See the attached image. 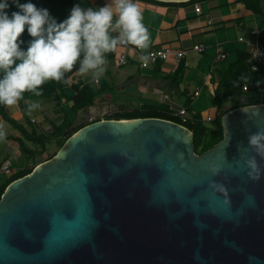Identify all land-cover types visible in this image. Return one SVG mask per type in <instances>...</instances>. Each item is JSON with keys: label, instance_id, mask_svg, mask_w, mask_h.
Here are the masks:
<instances>
[{"label": "water", "instance_id": "95a60500", "mask_svg": "<svg viewBox=\"0 0 264 264\" xmlns=\"http://www.w3.org/2000/svg\"><path fill=\"white\" fill-rule=\"evenodd\" d=\"M220 120L222 139L201 154L167 119L83 125L3 191L0 264H264V159L248 145L264 102Z\"/></svg>", "mask_w": 264, "mask_h": 264}, {"label": "clouds", "instance_id": "9594fccd", "mask_svg": "<svg viewBox=\"0 0 264 264\" xmlns=\"http://www.w3.org/2000/svg\"><path fill=\"white\" fill-rule=\"evenodd\" d=\"M12 3L19 11L9 16L6 11L9 0H0V106L14 109L23 100L27 114L32 117L41 104L26 100L25 93L40 97L42 86L50 81L67 85L71 79L68 74L74 69L76 76L98 84L106 73L107 54L115 52L118 46H133L139 50V60L144 67L152 59L147 51L151 34L135 0H107L98 8L77 4L59 23L46 8H37L31 2L21 4L19 0ZM25 30L32 38L26 50L21 47ZM249 37L250 32L245 38ZM6 138L5 123L0 121V142ZM248 145L264 159V129L250 133ZM246 164L252 170L249 177L259 179L260 165L256 157L248 158ZM210 171L216 175L219 169L212 166ZM210 187L222 193L226 191L214 183Z\"/></svg>", "mask_w": 264, "mask_h": 264}, {"label": "trees", "instance_id": "16d2710c", "mask_svg": "<svg viewBox=\"0 0 264 264\" xmlns=\"http://www.w3.org/2000/svg\"><path fill=\"white\" fill-rule=\"evenodd\" d=\"M149 1L160 3H195L203 0H187L181 2ZM234 1L242 3L245 8L251 10L255 15L262 13L264 9V0ZM19 2L21 4L31 2L35 4L37 8L48 9L49 13L56 18L58 23L66 19L70 15L72 7L76 5L75 0H19ZM6 11L8 15L11 16L12 12L19 11V9L12 3V0H9V8ZM21 39L24 41L21 47L26 50L29 41L32 39L28 35L27 30H25ZM257 40L259 45L264 48V25L260 28ZM248 56V50L238 51L236 60L232 62L226 70L218 72L217 85L210 93L215 103L218 105V108H222L228 104L229 107L225 110L222 109L221 112L215 116L212 126L208 124V122L202 120L200 112L193 111L190 106V100L187 99L184 102L183 106L187 108L192 119L183 123V125L193 133V145L196 153L201 154L222 139L223 128L220 118L223 113L236 107L264 102V68L259 67L257 70H252L247 62ZM112 57L113 53L107 54V59H112ZM75 71L76 69L73 70V73H69L68 76L73 75ZM152 72L161 73V64L158 63L154 65ZM183 76L184 65L183 62H179L172 73L164 75V79L177 87L183 80ZM244 85L246 89L243 88ZM42 91L43 95L40 97H36L31 93H25V99H42L44 102H50L55 106H60L63 101H69L71 103L70 109L75 112L93 105L96 97L104 92L102 86L90 84L87 80L75 83L72 82L67 85L50 81L42 86ZM245 93H249L250 96H246ZM176 107L177 106L167 101V99L157 102L145 101L120 112L108 114L103 119L156 117L181 123L178 118L172 115V111ZM19 108L24 113L26 104L23 100L20 101ZM0 121L8 122L12 128L17 131L16 135L7 132L6 141L0 142V166L6 159H10L12 168L10 173H2V176H0V197L11 181L29 173L38 163L52 157L71 134L87 124L74 126L73 118L67 117L64 113L60 114L54 121H49L48 129L44 128L39 130V127L29 119L26 120V125L19 122L10 115L8 108L3 106H0ZM9 141L17 144L19 155L16 157L24 158L23 166L20 164L15 165L12 158L9 156V149L8 147L6 148L7 142ZM52 146H55L53 151L50 152L45 159L41 158L40 156L49 152ZM15 168L17 169L14 170Z\"/></svg>", "mask_w": 264, "mask_h": 264}, {"label": "crops", "instance_id": "0c3cea01", "mask_svg": "<svg viewBox=\"0 0 264 264\" xmlns=\"http://www.w3.org/2000/svg\"><path fill=\"white\" fill-rule=\"evenodd\" d=\"M76 5H80L81 7H93L98 8L103 6L107 0H75ZM138 6L141 8L143 12V22L145 26L149 29L151 34V43L150 48H158V47H171L173 43L177 44L178 47L174 49L184 48L187 50V53L180 59L176 60L173 57H169L166 60L158 61L156 63L151 64L147 68H141L138 64L137 59L129 58L128 63H135L139 69H146L147 73L141 75H136L133 77V73L128 72L126 77L130 82L135 81L140 84V88L145 91H158L163 88L159 85H162L172 92L174 91L176 94L180 95L185 91V88H182L181 82L176 87L167 80H160L158 77L154 78V72L152 69L154 65L161 64V68L164 70L161 72L172 73L179 62H183L184 65V74L185 68L197 69L196 74L198 72H204L203 78V87H207L208 91H212L217 85L218 72L224 71L228 68V66L234 62L237 58V55L233 61H231L227 66H218V63L221 60L227 59L231 52L242 51L243 49H239L240 44H244L243 42L238 41V37L242 36V29L245 31L249 29V32L253 28H261L264 24H260L257 20V17L251 10L245 8V6L240 2H235L234 0H203L197 1L201 7L200 12L197 13L194 10L195 3H160V2H152L149 0H135ZM253 22V26H248V23ZM220 31V32H219ZM229 31L231 33H229ZM212 33V34H210ZM212 36V37H211ZM243 37V36H242ZM194 44H203L205 46L204 51L199 52L192 50L191 47ZM221 44L223 46V50L226 53V58L217 60L216 59V45ZM245 45V44H244ZM246 46V45H245ZM173 48V47H171ZM244 50H248V47ZM131 53V51L129 50ZM108 64L106 67V73L110 70V64L112 67H123L125 65H117L114 60V54L112 59H107ZM168 67H167V66ZM198 65V66H197ZM208 67V71L205 70ZM215 72V75H213ZM105 73V74H106ZM126 73V72H125ZM121 71L119 75L125 74ZM154 74V75H153ZM199 74V73H198ZM73 83L85 81L88 78H79L78 76L73 75L70 76ZM100 82V81H99ZM101 84V82H100ZM96 86H101L96 84ZM195 89H200L199 84H196L192 89L191 94ZM163 92V91H162ZM180 92V94H179ZM166 92H164L165 94ZM197 96H193V98H197ZM193 95V94H192ZM67 102V101H66ZM69 102V101H68ZM70 103V102H69ZM71 104V103H70ZM69 104V106H70ZM183 105V104H178ZM60 106H56L57 110ZM228 105H225L224 108H228ZM15 112V115H20L18 119L22 118L23 124L26 125V120L35 118L37 121L38 116L29 117L27 111L25 109L24 113L18 107L14 109H8L10 112ZM218 110V109H217ZM45 113V111H44ZM61 113H58L57 117ZM201 116L211 115L215 118L218 114V111L211 114L208 110H203L200 112ZM10 115L14 117L13 114ZM26 117V118H25ZM15 118V117H14ZM17 119V118H15ZM39 120V119H38ZM213 121V120H212ZM15 130V129H14ZM17 132V131H16ZM8 133L15 134V132L11 131ZM9 143L6 145V148L10 150ZM10 152V151H9Z\"/></svg>", "mask_w": 264, "mask_h": 264}, {"label": "rangeland", "instance_id": "374dc122", "mask_svg": "<svg viewBox=\"0 0 264 264\" xmlns=\"http://www.w3.org/2000/svg\"><path fill=\"white\" fill-rule=\"evenodd\" d=\"M257 20L260 24H264V9L263 12L256 15ZM248 23V22H247ZM253 22H249L248 26H253ZM220 32V31H219ZM242 35L243 37L249 36V29L243 30L242 29ZM229 33H231L229 31ZM212 34V33H210ZM212 37V36H211ZM173 48L178 47V45L173 43L172 45H169ZM247 46L244 44H240L239 49H246ZM237 53L231 52L230 56L225 59L221 60L218 63V66H227L231 61H233L236 57ZM125 65V64H124ZM167 66V65H166ZM198 66V65H197ZM110 70L108 73L104 75L103 78H101L99 85L103 87V93L96 97L95 102L93 105L88 106L86 108H83L79 110L78 112L73 111L70 109L69 102L63 101L60 104V107L56 110L55 105L50 102H44L42 99H35L31 101H38L41 104V108L36 110L33 114L34 116H38L37 121L35 122V125L39 127V130L44 129V127H48L49 121H54L57 117L58 113L66 114L67 117L73 118L74 120V126H79L80 124H86L93 122V120L96 119H103L108 114H113L116 112H120L124 109H128L130 107H134L135 105H139L145 101L147 102H157V101H163L164 99H168L172 105L178 106V104H184V102L188 99L191 101L190 106L192 107L193 111L195 112H203V110H208L211 114L215 113L216 111L221 112V110H225L226 108H218L217 104L215 103L212 94L210 91H208V88L205 86L203 87V78L201 77L204 72H198L196 74L195 69L188 68V70L185 68V74L183 76V80L181 81L182 88H185V91L181 93L180 95L176 94L174 91L172 92L170 89L161 86L163 89L155 92L145 91L144 89L140 88V84L136 83L135 81L130 82L129 79L126 77V74L128 72L133 73V77L136 75H141L147 73L146 69H139V67L135 63H128L126 66L123 67H112L110 64ZM168 67V66H167ZM161 70H164L163 67ZM121 71L125 74L119 75ZM208 71V67L205 70V72ZM155 74V75H154ZM154 78H159L160 80H164V75L167 74L165 72H155ZM213 75H215V72H213ZM204 76V75H203ZM79 77V76H78ZM82 78V77H79ZM196 84H199L201 87V93L200 95L195 99L193 98V95L191 94L192 89ZM163 91V92H162ZM191 91V92H190ZM164 92L167 94V98H165ZM246 96H250L249 93H245ZM27 107V106H26ZM218 109V110H217ZM45 111V113H44ZM11 114L14 115L15 118L21 123H23V119L18 117L20 115H15V112L11 111ZM13 117V116H12ZM5 127L7 132H16L12 128V126L5 122ZM208 124L211 126L214 124L213 121H208ZM9 143L10 152L9 156L12 158L15 165H24V158L20 157L17 158L16 156L19 155V149L17 147V144L15 142H7ZM55 146H52V148L49 150V152L44 153L40 157L45 159L50 152L53 151ZM15 168L14 170H16ZM0 176H2V173H0ZM1 181V178H0Z\"/></svg>", "mask_w": 264, "mask_h": 264}, {"label": "built area", "instance_id": "2783aa9c", "mask_svg": "<svg viewBox=\"0 0 264 264\" xmlns=\"http://www.w3.org/2000/svg\"><path fill=\"white\" fill-rule=\"evenodd\" d=\"M200 5L198 3L194 4V10L199 13L200 12ZM259 28H253L250 30V37L245 38L242 36L238 37V41L243 42L249 49V56L247 59V62L252 70H257L259 67L264 68V48H262L257 40V36L259 33ZM192 50L202 52L205 49V46L203 44H194L191 47ZM131 51V53L129 52ZM148 53L152 54V59L150 60L147 67H149L151 64L156 63L158 61H163L168 59L169 57H173L176 60H180L186 53L187 50L184 48L181 49H174L171 47H158V48H150L147 50ZM114 54V60L117 65H124L128 62L129 58L137 59L138 64L141 68H147L142 66V63L139 60V56L141 55V52L137 49H135L133 46H118ZM226 58V53L223 50V46L221 44L216 45V59L221 60ZM72 83V81L69 82V84ZM246 85V84H245ZM243 86L244 89H246V86ZM200 93V89H195L192 93L193 96H197ZM165 98H167V94L165 93L163 95ZM168 100V99H167ZM172 115L178 118L181 123H178L180 125H183V123L189 121L192 119V116L188 113L187 108L183 105L177 106L173 111ZM214 117L211 115H205L202 116L203 121H212ZM30 121L32 123H35V118H31ZM46 129L48 127H44ZM11 160L6 159L0 166V173L8 174L11 172Z\"/></svg>", "mask_w": 264, "mask_h": 264}]
</instances>
